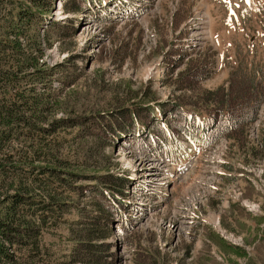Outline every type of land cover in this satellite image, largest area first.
Listing matches in <instances>:
<instances>
[{"label":"rangeland","instance_id":"374dc122","mask_svg":"<svg viewBox=\"0 0 264 264\" xmlns=\"http://www.w3.org/2000/svg\"><path fill=\"white\" fill-rule=\"evenodd\" d=\"M103 1L56 0L35 32L69 109L46 117H78L86 166L74 169L98 177L76 180L74 205L95 213L90 192L127 177L125 195L103 196L121 216L99 264H264V0ZM252 82L262 101L243 125ZM111 119L125 134L100 132ZM70 229L44 235L52 264H84L70 263Z\"/></svg>","mask_w":264,"mask_h":264},{"label":"trees","instance_id":"16d2710c","mask_svg":"<svg viewBox=\"0 0 264 264\" xmlns=\"http://www.w3.org/2000/svg\"><path fill=\"white\" fill-rule=\"evenodd\" d=\"M55 2L0 0V264H52L44 235L60 225L68 226L70 235H76L74 239L69 237L74 245L70 263L99 264L100 255L107 250L103 241L111 236L110 216H121V210L114 209L115 204L104 202L103 196L107 192L118 200L115 192L125 195L127 177L108 175L111 179L104 186L90 192L95 213L74 205L72 198L85 197L75 184L76 180L87 177L98 180V177L80 174L81 171L74 169L86 166L80 133L83 123L76 120L78 117H71L72 112L60 119L46 117L69 110L65 103L58 102V97L55 98L58 94L54 95L47 84L58 64L48 67L40 63L41 35L35 33L39 23L49 19ZM64 7L67 10L65 3ZM40 83L45 86L42 92L36 90ZM71 84L65 81L66 86ZM251 85L248 101L243 104V125L254 120V113L262 101L256 84L252 82ZM137 103H133L134 106ZM148 103L144 104L145 108L156 114L155 109L159 111L160 105L152 107ZM128 110L125 115L135 123L138 115ZM100 116L98 113V122ZM111 120L113 124L109 130L112 131L100 132L120 128L117 132L125 134L123 123ZM226 123L239 125L231 117ZM76 139H79L77 147L73 149ZM110 195H107L109 199ZM68 209H72V213L76 209L79 219L70 223L63 220ZM71 225L84 228L74 232ZM85 252H88V260L83 258ZM97 256L98 259H93Z\"/></svg>","mask_w":264,"mask_h":264}]
</instances>
